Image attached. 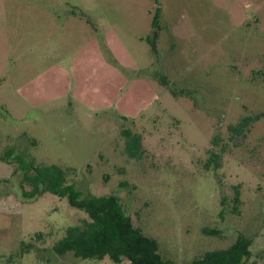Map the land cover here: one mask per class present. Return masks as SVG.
I'll return each instance as SVG.
<instances>
[{
    "label": "rangeland",
    "instance_id": "obj_1",
    "mask_svg": "<svg viewBox=\"0 0 264 264\" xmlns=\"http://www.w3.org/2000/svg\"><path fill=\"white\" fill-rule=\"evenodd\" d=\"M158 2L154 55V0H0V155L14 145L36 163L83 170L91 192L118 194L177 264L240 234L251 239L245 264H264V116L235 143L226 129L264 112V83L252 78L264 64V0ZM159 75L190 95H172ZM120 116L142 135L140 160L124 152ZM214 135L228 149L213 179L200 162ZM14 167L0 159V264H42L21 243L60 237L87 214L51 192L22 198Z\"/></svg>",
    "mask_w": 264,
    "mask_h": 264
},
{
    "label": "trees",
    "instance_id": "obj_2",
    "mask_svg": "<svg viewBox=\"0 0 264 264\" xmlns=\"http://www.w3.org/2000/svg\"><path fill=\"white\" fill-rule=\"evenodd\" d=\"M152 17V31L147 37L151 52L155 55L156 39L158 36V22L160 8L158 0ZM159 83L166 86L172 95H190L185 90H174L171 81L166 76H154ZM252 78L264 83V64L252 71ZM264 116V112L241 117L237 122L227 125L228 140L235 143V139L245 138L251 123ZM123 124L120 134L124 139V152L129 158L140 160L144 154L142 135L131 126L134 120L120 116ZM218 136H213L208 157L201 161L203 171L213 179L217 170L222 166L228 143ZM32 143V142H31ZM218 147V148H217ZM0 159L15 165L13 175L19 173V187L24 199H32L43 192H51L60 197H66L69 204L86 212L87 217L76 224L63 229L60 237H54L50 232L38 231L31 238L32 241L21 243L20 254L29 252L33 248L38 252L37 257L42 264H63L52 262V258L61 259L69 254L74 258L103 260L109 258L114 263L127 260V264H177L169 253L153 237L144 234L140 227L134 225L128 210L122 205L116 193L95 194L85 183L87 181L83 170L79 172L73 168H63L55 164L36 163L29 154L19 151L14 145L7 146L0 155ZM78 176V179L74 177ZM1 182H9L2 179ZM78 186L80 189H77ZM127 186L126 181H120L119 187ZM231 213L239 214V190L233 186ZM222 198V206L225 204ZM204 233L216 236L217 231L204 229ZM51 237V238H50ZM39 243V245L37 243ZM48 245H45L47 244ZM251 239L238 235L228 247L223 249L206 250L192 257L184 264H245L251 256Z\"/></svg>",
    "mask_w": 264,
    "mask_h": 264
}]
</instances>
